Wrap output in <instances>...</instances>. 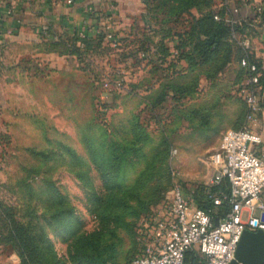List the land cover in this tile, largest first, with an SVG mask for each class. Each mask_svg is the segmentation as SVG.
<instances>
[{"label":"rangeland","instance_id":"374dc122","mask_svg":"<svg viewBox=\"0 0 264 264\" xmlns=\"http://www.w3.org/2000/svg\"><path fill=\"white\" fill-rule=\"evenodd\" d=\"M242 1L142 0L110 27L104 15L64 83L46 59L22 60L26 96L0 109V264L21 263L16 239L28 264H125L159 244L173 171L204 197L205 160L248 104L237 37L209 57L202 41Z\"/></svg>","mask_w":264,"mask_h":264},{"label":"built area","instance_id":"2783aa9c","mask_svg":"<svg viewBox=\"0 0 264 264\" xmlns=\"http://www.w3.org/2000/svg\"><path fill=\"white\" fill-rule=\"evenodd\" d=\"M248 4L258 13L264 12L262 3L248 0ZM1 7H5L7 15H14L16 6L12 3L0 0ZM90 8L93 10L92 6ZM239 13V7L233 5L224 16L215 14L217 19L232 25L233 36L243 48L240 64L247 72L240 89L248 104L246 122L242 127L226 129L220 146L205 160L212 173L206 183L209 198L214 205L223 206L222 210L200 206L173 171L169 215L157 222L159 244L149 246L126 264H186L189 252L199 255L204 264H229L236 257L239 241L246 230H264V152L260 149L261 134L255 129L264 105L261 80L264 53L259 59L253 56L252 36L234 30L236 25L247 20ZM3 21L0 9V42L4 35ZM75 34L83 46L81 40L88 36L86 27Z\"/></svg>","mask_w":264,"mask_h":264},{"label":"crops","instance_id":"0c3cea01","mask_svg":"<svg viewBox=\"0 0 264 264\" xmlns=\"http://www.w3.org/2000/svg\"><path fill=\"white\" fill-rule=\"evenodd\" d=\"M16 6L14 15H7L5 7H1L4 15V35L0 42V106L16 109L17 100L26 96L24 78L19 80L20 66L25 58L41 57L51 66L58 69L57 80L63 83L70 78V68L75 54L64 53L53 48L49 41L57 36L73 35L86 27L88 36H95L100 30L98 21L102 16L110 18V24L121 20L132 19V13L145 12L142 0H121L120 8L112 0H6ZM264 5V0H251ZM134 5L136 11L129 10ZM93 7V10L90 7ZM240 16L249 20L250 34L253 40L252 54L261 58L264 53V13H258L248 0L239 5ZM134 17V16H133ZM137 17V16H136ZM70 58V59H69ZM49 79V78H47ZM27 81L32 83L29 78ZM8 82L10 84L8 85ZM65 89V84L62 85ZM17 110V109H16ZM15 110V111H16ZM255 129L261 134L260 149L264 152V105L259 111Z\"/></svg>","mask_w":264,"mask_h":264},{"label":"trees","instance_id":"16d2710c","mask_svg":"<svg viewBox=\"0 0 264 264\" xmlns=\"http://www.w3.org/2000/svg\"><path fill=\"white\" fill-rule=\"evenodd\" d=\"M227 10H228V6H225L223 11H221L220 15L224 16V14L226 13ZM215 14H218V12H214V15H213L216 22L210 28L207 39L202 41V45L206 48V52H207L208 57L213 52H215L216 50L219 49L220 41L223 37H226L228 35H230V36L233 35L232 25L229 24L228 22H226L224 19H217L215 17ZM250 28H251V25L249 23V20H245V21H243V23L236 25L234 27V30H237L238 32L244 31L242 34H250V32H251ZM97 36H98V38L102 39L101 35H96L95 37L97 38ZM87 37L81 40V42L83 43V46L80 44V39L76 34L65 35V36L59 35L57 39H54V40L49 41V42L53 48H57L64 53L75 54V55H77L78 59L80 61H82L83 60L82 56H84L85 50L90 45L91 40H92L91 38H93L92 36H87ZM64 47H66L67 50L64 51ZM261 80L264 83V74L262 75ZM222 187H225V185ZM213 189H218V188H213ZM197 202L202 207H205V208L213 207L218 212H220L222 210V207H223V206L214 205V202L209 198V192H208L207 188H206L204 197L197 200ZM225 205H227V204L225 203ZM1 207H3V206H1V204H0V216H1V214H5L6 219H8L9 217H11V219H12L11 208H9V206H8V207H4V209L2 210ZM2 211H4V212L2 213ZM14 239H15V236H14ZM14 242L20 251V255H21V263L20 264H28V260H27V257L25 255L24 242L22 240L18 241L17 239L14 240ZM186 264H204V260L199 255L195 254L194 252H189L186 256Z\"/></svg>","mask_w":264,"mask_h":264},{"label":"water","instance_id":"95a60500","mask_svg":"<svg viewBox=\"0 0 264 264\" xmlns=\"http://www.w3.org/2000/svg\"><path fill=\"white\" fill-rule=\"evenodd\" d=\"M229 264H264V230H246Z\"/></svg>","mask_w":264,"mask_h":264}]
</instances>
